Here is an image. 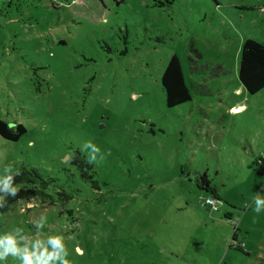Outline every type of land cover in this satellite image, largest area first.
<instances>
[{
  "label": "rangeland",
  "instance_id": "rangeland-1",
  "mask_svg": "<svg viewBox=\"0 0 264 264\" xmlns=\"http://www.w3.org/2000/svg\"><path fill=\"white\" fill-rule=\"evenodd\" d=\"M245 39L264 45V0H0V121L26 130L0 137V172L35 168L72 198L18 201L0 234L62 235L73 264H264V212L252 210L264 91L232 92ZM173 55L208 95L169 109ZM89 140L103 153L94 164L79 151Z\"/></svg>",
  "mask_w": 264,
  "mask_h": 264
},
{
  "label": "trees",
  "instance_id": "trees-1",
  "mask_svg": "<svg viewBox=\"0 0 264 264\" xmlns=\"http://www.w3.org/2000/svg\"><path fill=\"white\" fill-rule=\"evenodd\" d=\"M116 4L124 0H112ZM191 71L197 74V69L191 68ZM237 77L240 86L244 89L246 94L254 96L264 90V45L255 41L254 39H245L240 50V58L238 64ZM161 87L165 96V105L171 109L179 105L188 103L191 99L190 92L194 91L202 96L208 95L207 88L203 85H196L191 83L187 85L182 74V68L179 58L173 55L162 74ZM26 133L22 125H16L14 128H9L6 123L0 121V137L3 140L10 142H17ZM253 165L261 166L255 172L258 175H264V159L258 158ZM19 175L14 176L13 183L18 191L15 196H5L2 206H0V217L10 212L14 204L18 201L28 199H38L40 201H48L50 205L54 206L56 200L52 195L53 190H58L62 198L59 199L63 204L70 201L72 198L57 186V180L42 175L35 168L26 169L23 167L17 172ZM13 173V174H14ZM81 178H85V173H80ZM200 189L218 199L217 189L210 185L205 175L198 180ZM51 192V193H50ZM236 233L233 236V240ZM231 249L241 250L239 244L230 245Z\"/></svg>",
  "mask_w": 264,
  "mask_h": 264
},
{
  "label": "clouds",
  "instance_id": "clouds-1",
  "mask_svg": "<svg viewBox=\"0 0 264 264\" xmlns=\"http://www.w3.org/2000/svg\"><path fill=\"white\" fill-rule=\"evenodd\" d=\"M243 110L244 107L241 105L229 109V112L237 114ZM79 151L86 153L84 159L87 164H94L98 155L100 158L103 157L100 148L90 140L79 145ZM15 175H19V173H11L8 167H4L0 172V206H2L5 196H15L18 191L13 183ZM261 193H264V185L261 186ZM208 202L211 203V201ZM253 204L252 210L255 213L264 212V194L255 196ZM45 222L46 217L43 214L33 222L37 232L45 226ZM64 240V236L59 234L49 235L41 240L39 238L29 239L19 229L13 232H4L0 234V264H4L8 257L15 258L19 264H73V261L68 259L69 253Z\"/></svg>",
  "mask_w": 264,
  "mask_h": 264
},
{
  "label": "built area",
  "instance_id": "built-area-1",
  "mask_svg": "<svg viewBox=\"0 0 264 264\" xmlns=\"http://www.w3.org/2000/svg\"><path fill=\"white\" fill-rule=\"evenodd\" d=\"M208 201H211V203H209ZM204 205L205 206H209L211 211H213V212H217L219 207L223 206L222 202L219 199H215V198H213V199H209V198L205 199ZM232 225H234V224H232Z\"/></svg>",
  "mask_w": 264,
  "mask_h": 264
},
{
  "label": "crops",
  "instance_id": "crops-1",
  "mask_svg": "<svg viewBox=\"0 0 264 264\" xmlns=\"http://www.w3.org/2000/svg\"><path fill=\"white\" fill-rule=\"evenodd\" d=\"M243 91H244V89L241 87V86H239V87H237V88H235L232 92H233V94L237 97V96H241L242 95V93H243ZM264 91V90H263ZM262 91V92H263ZM245 92V91H244ZM246 93V92H245ZM226 104H228V103H226ZM229 105V104H228ZM227 106V105H226ZM239 106H241V103H240V101L239 100H236L235 101V103H231L230 105H229V107H228V111H229V109H231V108H233V107H239ZM243 107H244V105H243ZM230 113V112H229ZM240 114L241 113H243V111H240L239 112ZM238 114V113H237ZM233 115H236V114H233Z\"/></svg>",
  "mask_w": 264,
  "mask_h": 264
}]
</instances>
